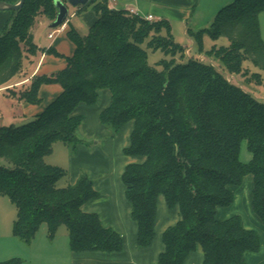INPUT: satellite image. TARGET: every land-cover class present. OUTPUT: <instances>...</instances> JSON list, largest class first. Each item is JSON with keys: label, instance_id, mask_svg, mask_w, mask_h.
I'll return each instance as SVG.
<instances>
[{"label": "trees", "instance_id": "1", "mask_svg": "<svg viewBox=\"0 0 264 264\" xmlns=\"http://www.w3.org/2000/svg\"><path fill=\"white\" fill-rule=\"evenodd\" d=\"M54 1L25 0L17 10H9L0 33V88L22 71L24 57L54 52L39 48L33 34L42 16L55 20ZM78 6L77 12L92 7L97 13L88 34L72 28L68 34L75 52L66 58V67L35 75L19 90V98L39 104L42 84H60L61 93L35 118L0 127V194L17 207L14 235L30 242L45 223L53 238L64 225L73 251L122 249L120 233L105 227L97 213L82 210L96 195L92 179L82 174L74 185L59 186L66 171L46 162L56 142L75 149L76 131L84 120L74 113L76 108L97 103L100 91L108 90L111 102L100 113L101 122L118 132L133 120L125 153L143 158L128 164L123 173L138 244L149 246L154 240L156 201L162 194L170 207L179 206L181 218L163 233L160 264H184L198 247L204 252L203 264H245L246 252L260 250L258 233L245 228L239 215L218 219L216 210L233 202L231 186L252 175L251 205L264 224V102L224 71L247 75L244 63L249 61L264 72L259 30L264 0H233L217 11L209 27L194 33L206 60L186 53L166 18L151 22L109 7V0ZM204 32L214 40L227 37L229 45L204 52ZM145 42L168 56L160 61L161 69L150 64ZM207 58L218 59L220 67ZM261 74L251 73L260 85ZM243 141L251 153L249 162L240 159Z\"/></svg>", "mask_w": 264, "mask_h": 264}, {"label": "crops", "instance_id": "2", "mask_svg": "<svg viewBox=\"0 0 264 264\" xmlns=\"http://www.w3.org/2000/svg\"><path fill=\"white\" fill-rule=\"evenodd\" d=\"M18 1H13L12 3H17ZM200 1L109 0V7L119 9L117 4H121L124 5L123 9L133 8L137 12L143 7L148 9L149 12L147 14L152 13L162 18L168 17L166 19L171 22L170 19L174 17L183 20L188 11L195 9ZM210 1L219 2L223 6L228 0ZM210 1L206 2L210 3ZM159 13H163L166 17ZM82 16L89 25L91 18L86 17L87 15ZM9 17V10L0 9V33L5 29ZM96 17L98 16L96 15ZM68 18L60 28H57L59 31L56 32L53 38H49L51 31L48 32L50 41L46 48L53 49L54 52L39 51L31 55V58H29L32 61L30 67L24 70L25 66H23L20 73L14 76L6 86L0 88V127L12 123H22L35 118L37 114L44 110L48 103L61 93L62 87L60 84H42L39 88V96L41 98L39 104H32L19 98V90L27 87L35 75H50L66 67V58L72 56L74 48L66 33L72 28L75 29L73 26L69 28L71 22ZM51 23L47 18V26L49 28H51ZM39 24L42 25L43 20L39 21ZM37 46L44 48L39 44ZM55 52L60 54V56H56ZM34 59H37L36 63ZM110 102V92L103 90L100 91L97 103L78 106L74 113L83 115L84 120L76 131L79 139L77 146L72 150L69 145L64 143L65 148L59 149L58 147L60 154L54 157L55 161L58 162L49 163L60 166L66 171L68 184L74 185L83 173H86L92 179L96 195L89 198L82 205V210L97 213L105 227L112 228L123 236L124 245L121 250L110 253L103 251L77 252L73 251L68 243L67 247L64 245L62 249L63 254L56 258V264L60 262H64V264H160L159 256L165 250L163 233L181 218L179 206L170 207L165 196L159 195L156 201L154 240L149 246L143 247L138 244V224L132 218V205L126 197L123 173L128 164L141 162L143 158L125 153V149L131 144V133L134 128L133 120L128 121L118 132L101 122L100 113ZM55 151L54 145L52 153L46 158L52 157ZM237 186L230 187L234 195L233 202L227 206H219L216 210V216L220 220H225L239 215L245 228L255 230L260 238V250L246 252L245 264H264V224L254 213L251 205L254 181H252V186L246 188L245 192L242 191L240 193L239 191L238 197L234 191V187ZM241 194H244V197ZM203 260L204 252L201 247H198L187 255L184 264H203Z\"/></svg>", "mask_w": 264, "mask_h": 264}, {"label": "rangeland", "instance_id": "3", "mask_svg": "<svg viewBox=\"0 0 264 264\" xmlns=\"http://www.w3.org/2000/svg\"><path fill=\"white\" fill-rule=\"evenodd\" d=\"M206 1L210 0H201L195 9L188 11L187 15L184 17L183 20H180L177 17L170 19L172 23V34L174 36L175 41L178 42L185 49L189 48V55H193L195 58H200L203 60H206V57L203 53H200V45L196 40L194 33H197L199 30L209 27L217 11L222 7V4H220L219 2L217 3L210 1V3H207ZM232 1L233 0H228L226 4ZM67 5L69 10L68 20L71 22L69 28L73 26L76 32H78L80 35L88 34L89 28L91 24H93L91 22H95L97 18L96 11L92 7H88L78 13V5H72L69 3ZM117 6L120 9L124 5L117 4ZM148 12V9H144L143 7H141V9H139L138 14L141 17H144ZM159 14H162V16L166 17V15H164L163 13ZM82 15H87L86 17L91 18L89 25L86 23V20ZM44 17L46 16H42L41 18H39L35 25L34 40L37 44L46 48L50 41V39L48 38V32L56 31L57 28L61 27V25L57 28H49L47 26V17ZM42 20L43 24L40 25L39 21ZM259 30L262 43L264 45V10L259 13ZM66 36L74 45V48L72 50L73 55L75 52V44L68 33H66ZM146 42L143 43L142 46L148 51L150 64L156 67L157 69H161V66L159 64L160 61L163 58H168V56H166L165 53L160 49L152 50L148 48ZM214 45H216L217 47L228 46L229 40L225 36H221L217 40H214L206 32H204L202 37L203 51L206 52L210 50ZM54 54L56 56H60V54L56 52ZM29 58H31V55L24 57V70H27L32 64V61ZM36 60L37 59H34L35 63ZM207 62H211L216 67H220L221 65L220 61L215 58H207ZM245 69L247 71V75H244L243 73H240L239 75H231L227 71H224V73L226 77L229 78L231 81L237 84H242L244 88L249 90L259 100L264 102V84L260 85L261 82L259 83V80L257 78L251 76V73L254 72L262 73L261 81L263 83L264 72H262L260 68L256 67L249 61L244 63V70ZM54 145L56 151L52 157L46 158V162L48 163L58 162L54 159V157L60 154V150H58V147L59 149L65 148V144L60 141L54 143ZM67 148L69 149V147ZM250 157L251 154L247 149V143L246 141H243L241 145L240 159L243 162H247ZM252 181V176L247 175L241 185L234 187L236 196L238 197L239 191L240 193L242 191L245 192L247 187L252 186ZM67 184V176L65 175L58 182V185L65 186ZM242 197H244V194L242 195ZM16 217V205L11 202L10 198L7 195L0 194V262L11 259H17L19 261V264H56V258L63 254L62 249L64 245L67 247V244L69 243V235L66 227L62 225L56 232L55 236L51 238L47 230V225L43 223L39 228L38 232L36 233L35 237L30 242H25L19 237L15 236L13 233V225ZM62 263L64 264V262H60L58 264Z\"/></svg>", "mask_w": 264, "mask_h": 264}, {"label": "water", "instance_id": "4", "mask_svg": "<svg viewBox=\"0 0 264 264\" xmlns=\"http://www.w3.org/2000/svg\"><path fill=\"white\" fill-rule=\"evenodd\" d=\"M25 0H19L17 3H11L7 1L0 0V9H7V10H17L20 8ZM88 0H68L65 3L62 0H55V6L57 7V15L55 20L51 23V28H57L62 25L68 18L69 10H68V3L72 5H82L87 3Z\"/></svg>", "mask_w": 264, "mask_h": 264}, {"label": "built area", "instance_id": "5", "mask_svg": "<svg viewBox=\"0 0 264 264\" xmlns=\"http://www.w3.org/2000/svg\"><path fill=\"white\" fill-rule=\"evenodd\" d=\"M126 10H127L129 13L133 14V15L140 16V15L138 14V12H137L135 9H133V8L126 9ZM143 18L146 19V20H148V21L153 22V21L160 20L162 17H160V16H156V15H154V14H152V13H149V14L145 15ZM56 31L58 32L59 29H57ZM56 31H51V32L49 33V38H53L54 35L56 34ZM186 53H187V54L190 53L189 48L186 49ZM202 60H203V59H202Z\"/></svg>", "mask_w": 264, "mask_h": 264}]
</instances>
